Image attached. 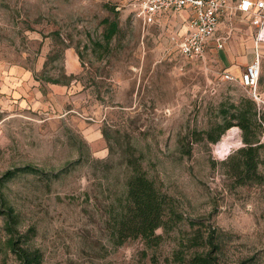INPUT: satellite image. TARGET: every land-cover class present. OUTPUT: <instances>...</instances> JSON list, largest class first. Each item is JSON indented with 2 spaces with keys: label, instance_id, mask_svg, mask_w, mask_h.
Instances as JSON below:
<instances>
[{
  "label": "rangeland",
  "instance_id": "374dc122",
  "mask_svg": "<svg viewBox=\"0 0 264 264\" xmlns=\"http://www.w3.org/2000/svg\"><path fill=\"white\" fill-rule=\"evenodd\" d=\"M130 2L0 0V264H19L6 245L3 199L43 264H189L196 250H209L210 234L218 264H262L264 184L224 165L238 162L245 146L238 127L227 154L217 144L229 130L217 144L210 134L241 99L264 114V43L255 100L223 79L232 69L222 52L241 49L231 64L241 73L255 58L239 15L221 22L226 47L197 62L135 18ZM105 19L120 28L109 44ZM256 131L264 175V127ZM135 169L175 208L157 247L141 238L115 242ZM196 235L204 245L194 246Z\"/></svg>",
  "mask_w": 264,
  "mask_h": 264
},
{
  "label": "trees",
  "instance_id": "16d2710c",
  "mask_svg": "<svg viewBox=\"0 0 264 264\" xmlns=\"http://www.w3.org/2000/svg\"><path fill=\"white\" fill-rule=\"evenodd\" d=\"M103 23L106 24L104 41L109 44L120 32L119 23L109 19H105ZM232 109V111H222L223 123L218 124L213 131L215 136L213 132L210 134L213 137L211 142L217 144L228 130L238 127L243 133L245 146L238 150V162L233 165L224 163V165L231 166L239 178L247 172L242 178L244 181L251 179L264 184V175L259 174L257 170L262 144L256 131L264 127V114L258 111L254 100L241 99L239 103L232 105ZM23 171L34 172L30 167ZM10 177L11 173L5 176V178ZM3 203L6 205V210L2 213L5 216L4 230L7 234L8 250L16 256L19 264H43L41 250L29 244L31 233H23L20 230L19 215L4 199ZM175 215V208L169 197L144 171L135 169L127 183V203L121 207V212L115 220V242L117 245H122L127 240L141 238L148 247H157L163 239L157 231L172 230ZM199 239L198 235L192 239L194 246L204 245L198 243ZM205 245L209 246V250L205 253L196 250L189 264H218L215 254L219 246L215 242L214 234L206 238Z\"/></svg>",
  "mask_w": 264,
  "mask_h": 264
},
{
  "label": "built area",
  "instance_id": "2783aa9c",
  "mask_svg": "<svg viewBox=\"0 0 264 264\" xmlns=\"http://www.w3.org/2000/svg\"><path fill=\"white\" fill-rule=\"evenodd\" d=\"M129 7L134 17L148 26L164 13L185 14L186 32L181 36L172 35L169 40L189 61H206L212 42H215L217 49H223L226 39L218 36L221 22L223 18L237 14L250 26H256V43H264V0H131ZM260 75L261 58L258 51L240 76L226 70L223 79L239 83L249 90L253 99L258 100Z\"/></svg>",
  "mask_w": 264,
  "mask_h": 264
},
{
  "label": "crops",
  "instance_id": "0c3cea01",
  "mask_svg": "<svg viewBox=\"0 0 264 264\" xmlns=\"http://www.w3.org/2000/svg\"><path fill=\"white\" fill-rule=\"evenodd\" d=\"M237 15H239V14H237ZM237 15H234V16H237ZM185 17H186L185 14L164 13V14L159 15L156 22L150 26L159 27V30L163 31V34L167 33L168 40H169L170 36H172V35L181 36L186 32L185 22H184ZM231 17H233V16H231ZM225 20H227V19H225ZM228 20H230V19H228ZM250 29H251L252 38H254V40H255L254 49H253V54L255 56L256 53L258 52V47H259V45L256 43V39L254 37V33L256 31V26H250ZM218 36L226 39V41L224 43V45H225L224 48H225L227 45V41H229L230 35H228L227 37L226 36H220V34L218 32ZM169 44H170V40H169ZM233 49L235 50L234 54H233V52H231L229 50L228 52H225V53L222 52L220 54V57L223 59V62L226 65L231 66L232 73L239 76V75H241L240 74L241 73L240 68L237 65H231V64L234 62L240 63V61L236 57L238 54H240L242 52H241L240 48H233ZM216 51H219V49H217L215 42H212L208 47V55H211V54L215 55ZM228 71H230V70H228Z\"/></svg>",
  "mask_w": 264,
  "mask_h": 264
},
{
  "label": "bare ground",
  "instance_id": "6f19581e",
  "mask_svg": "<svg viewBox=\"0 0 264 264\" xmlns=\"http://www.w3.org/2000/svg\"><path fill=\"white\" fill-rule=\"evenodd\" d=\"M237 133H238V129L235 127L229 130L228 135L226 134L227 136H226V138H224L225 141L221 142L220 144L219 143L217 144V145H219L218 146V152H217L218 154L222 155V154H227L230 152L232 145H234L233 141H235V139L237 138L236 137ZM238 143H240V142H238Z\"/></svg>",
  "mask_w": 264,
  "mask_h": 264
}]
</instances>
